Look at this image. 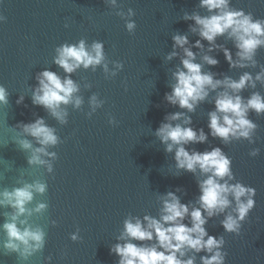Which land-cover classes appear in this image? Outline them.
<instances>
[{
  "label": "water",
  "instance_id": "water-1",
  "mask_svg": "<svg viewBox=\"0 0 264 264\" xmlns=\"http://www.w3.org/2000/svg\"><path fill=\"white\" fill-rule=\"evenodd\" d=\"M124 11L133 8L137 28L135 34L126 30L125 22L116 10L104 0H3L0 14L6 22L0 23V84L9 91L8 105H0V191L22 186L20 180L33 182L40 179L48 184L47 192L37 194L29 207L36 202H46L49 207L43 215L31 218L32 223L44 227L46 246L28 261L22 262L17 254L0 250V264H116L118 257L110 254V245L123 227L129 213L143 217L156 216L159 210L157 197L181 188L177 193L182 202L194 200L199 194L195 177L184 172L176 176L173 154H167L154 132L164 122V117L181 109L165 100L170 92L171 70L179 63L164 57L172 51V35L188 32L193 21L182 19L185 11L204 10L196 6L199 0H120ZM233 7L251 11L255 17L264 18V0H232ZM68 27H65V25ZM86 38L90 44L101 40L110 60L124 63V69L112 79H106L102 68L96 72L80 69L73 78L81 83L85 104L82 110L69 106V123L60 125L40 106L31 102L30 86H35V76L44 68L64 75L53 63L55 48L65 42L76 43ZM194 43L199 37L189 34ZM207 45V41H204ZM218 43H224L223 39ZM227 47L233 53L231 42ZM198 51V49H193ZM214 55H216L214 53ZM217 58L220 64L211 67L218 73L238 78L242 71L230 70L223 53ZM257 59L264 64V49ZM91 83V89L83 88ZM127 89V90H125ZM251 89L243 95L247 97ZM255 91L264 94V85ZM99 93L106 103L89 119L88 100ZM25 95L23 104L16 101ZM214 105L202 104L196 114H191L196 128H207V112ZM109 115L119 122L108 123ZM44 117L57 129L63 141L52 149L58 153L54 172L29 166L27 152L12 142L17 136L13 128L20 122ZM258 125L257 142H233L223 146L209 136L213 146H221L233 158L237 180L257 190L256 207L244 222L239 236L225 232L219 220L207 225L211 235H223L228 252L227 264H264V116L250 114ZM204 151L207 144L194 145ZM259 147L260 155L249 156L252 148ZM11 209L0 208V225L3 213ZM58 223L53 226L51 221ZM80 229L81 240L72 241L70 234ZM0 229V244L5 239ZM204 255V253H201ZM199 264V261H198Z\"/></svg>",
  "mask_w": 264,
  "mask_h": 264
},
{
  "label": "clouds",
  "instance_id": "clouds-1",
  "mask_svg": "<svg viewBox=\"0 0 264 264\" xmlns=\"http://www.w3.org/2000/svg\"><path fill=\"white\" fill-rule=\"evenodd\" d=\"M104 2L116 10L128 33L134 35L135 10L129 7L124 11L120 0ZM196 7L206 14L198 10L184 12L182 19L194 23L189 24L188 32L172 35V51L164 57L167 62L179 60L171 70V91L165 93V100L181 110L167 114L154 135L164 151L173 154L176 176L191 173L199 194L184 203L177 193H187L177 188L158 195L156 216L129 213L115 237L116 243L110 245V254L118 257L116 264H198V261L199 264H227L224 236L211 235L207 225L219 220L225 232L239 236L256 207V188L237 180L233 158L223 147L213 146L209 136L223 146L238 141L257 142L259 125L250 114L264 116V94L255 91L258 84L264 85V64L257 59L259 51L264 49V18L233 7L232 0H199ZM3 22L6 17L0 14V23ZM189 34L199 38L193 43ZM220 39L224 43H218ZM227 42L232 43L235 53L226 46ZM221 52L230 70L259 68V71L255 74L242 71L238 78L214 72L211 67L220 64L217 56ZM53 63L64 75L44 68L36 74L37 84L30 86V96L34 106L42 107L62 126L69 123V106L82 110L85 104L82 85L73 74L80 69L96 72L102 68L105 78L112 79L124 69L123 62L108 58L103 41L94 40L89 44L86 38L57 46ZM83 88L91 89L92 84L86 83ZM249 89L253 91L245 97L243 93ZM9 96L8 89L0 84V105H8ZM24 100L25 95H20L16 103L23 104ZM105 103L99 93H93L88 100L87 117L90 119ZM205 103L214 105L207 112V132L204 127L194 126L191 115ZM108 123L117 126L119 122L109 115ZM13 128L17 129V136L12 142L29 154L28 165L45 168L52 174L54 161L58 159V153L52 149L63 142L57 129L40 116ZM198 144H207L208 148L200 151L194 147ZM260 151L259 147L252 148L249 156L255 158ZM18 183L22 186L0 191V208L11 209L3 213L5 221L0 229L6 238L0 250L5 254L15 253L20 261L26 262L46 246L44 227L30 221L33 216L43 215L49 205L46 202H36L34 207L29 205L37 194L43 196L47 192L48 184L40 179ZM51 223L56 226L58 222ZM70 238L74 242L81 240L80 229L70 234ZM47 260L51 264L52 257Z\"/></svg>",
  "mask_w": 264,
  "mask_h": 264
}]
</instances>
